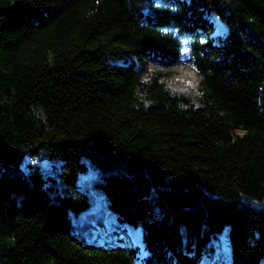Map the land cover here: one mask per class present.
I'll list each match as a JSON object with an SVG mask.
<instances>
[{
  "label": "trees",
  "instance_id": "obj_1",
  "mask_svg": "<svg viewBox=\"0 0 264 264\" xmlns=\"http://www.w3.org/2000/svg\"><path fill=\"white\" fill-rule=\"evenodd\" d=\"M148 64L192 67L199 104ZM86 162L100 239L71 232ZM226 225L229 264H264V0H0V264H196Z\"/></svg>",
  "mask_w": 264,
  "mask_h": 264
},
{
  "label": "rangeland",
  "instance_id": "obj_2",
  "mask_svg": "<svg viewBox=\"0 0 264 264\" xmlns=\"http://www.w3.org/2000/svg\"><path fill=\"white\" fill-rule=\"evenodd\" d=\"M223 31L220 23H216L213 34ZM147 71L142 75V80H147L157 73L164 84V87L172 92L182 94L189 98L190 102L196 106L200 101L199 81L196 71L185 65L164 67L155 64H148ZM185 68L186 70H182ZM192 72L198 78V84ZM140 96V94H138ZM60 160L47 157L36 158L32 163L39 166L43 176L46 177V184L51 186L52 193H62V180L60 178ZM102 179L88 162L85 170L77 175V189L82 192L90 202L86 211L81 214L71 216V232L83 239H100L104 234L117 223L115 213L108 207L107 197L101 186ZM126 233L121 234L124 243L137 245L141 242L139 228H133L121 223ZM119 224V225H121ZM228 226L226 225L216 237L212 236L204 245L199 260L196 264H229L231 261V247L227 236ZM134 237L132 242L128 241L130 235Z\"/></svg>",
  "mask_w": 264,
  "mask_h": 264
},
{
  "label": "bare ground",
  "instance_id": "obj_3",
  "mask_svg": "<svg viewBox=\"0 0 264 264\" xmlns=\"http://www.w3.org/2000/svg\"><path fill=\"white\" fill-rule=\"evenodd\" d=\"M182 70H186V69L185 68H182ZM192 75H193V77L195 79V83L198 84V78H197V76L195 75L194 72H192ZM133 239H134V237L132 235H130L129 241L132 242Z\"/></svg>",
  "mask_w": 264,
  "mask_h": 264
},
{
  "label": "water",
  "instance_id": "obj_4",
  "mask_svg": "<svg viewBox=\"0 0 264 264\" xmlns=\"http://www.w3.org/2000/svg\"><path fill=\"white\" fill-rule=\"evenodd\" d=\"M125 245H129V244H125Z\"/></svg>",
  "mask_w": 264,
  "mask_h": 264
}]
</instances>
